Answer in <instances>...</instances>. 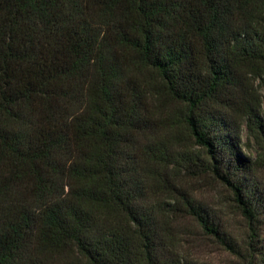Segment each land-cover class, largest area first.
<instances>
[{
    "label": "trees",
    "instance_id": "obj_1",
    "mask_svg": "<svg viewBox=\"0 0 264 264\" xmlns=\"http://www.w3.org/2000/svg\"><path fill=\"white\" fill-rule=\"evenodd\" d=\"M261 87L264 0H0V264H202L185 220L264 264Z\"/></svg>",
    "mask_w": 264,
    "mask_h": 264
},
{
    "label": "rangeland",
    "instance_id": "obj_2",
    "mask_svg": "<svg viewBox=\"0 0 264 264\" xmlns=\"http://www.w3.org/2000/svg\"><path fill=\"white\" fill-rule=\"evenodd\" d=\"M258 83V82H257ZM256 83V85H257ZM264 100V89L260 88ZM264 106V105H263ZM264 108V107H263ZM247 129L242 126V150L244 153L255 158V150L251 147L252 141L246 143ZM249 186L259 192L256 198L261 201L262 225L259 246L264 248V168L250 172L248 176ZM253 186V187H252ZM196 197L210 209L220 213L221 218L228 231L238 240L246 237L247 223L241 215L233 213L231 207H222L223 200L230 199L229 193L213 181L200 188L196 192ZM182 229V243L178 246L181 256H184L190 263L202 264H240V261L231 252L220 246L213 239L203 236L193 221L185 220L180 224ZM264 257V256H263Z\"/></svg>",
    "mask_w": 264,
    "mask_h": 264
}]
</instances>
